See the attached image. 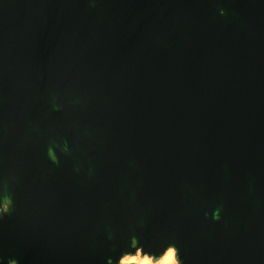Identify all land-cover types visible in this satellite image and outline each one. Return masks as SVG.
I'll use <instances>...</instances> for the list:
<instances>
[{"label": "water", "instance_id": "obj_1", "mask_svg": "<svg viewBox=\"0 0 264 264\" xmlns=\"http://www.w3.org/2000/svg\"><path fill=\"white\" fill-rule=\"evenodd\" d=\"M170 247L264 264V0H0V264Z\"/></svg>", "mask_w": 264, "mask_h": 264}, {"label": "bare ground", "instance_id": "obj_2", "mask_svg": "<svg viewBox=\"0 0 264 264\" xmlns=\"http://www.w3.org/2000/svg\"><path fill=\"white\" fill-rule=\"evenodd\" d=\"M174 258L175 251L170 247L159 257L157 264H173ZM131 261L135 264H153L151 257L147 255L133 257Z\"/></svg>", "mask_w": 264, "mask_h": 264}, {"label": "rangeland", "instance_id": "obj_3", "mask_svg": "<svg viewBox=\"0 0 264 264\" xmlns=\"http://www.w3.org/2000/svg\"><path fill=\"white\" fill-rule=\"evenodd\" d=\"M136 256H143V255H141L139 252H137V253H135L134 255H127V256H124V257L121 259L120 263H121V264H128V263H133V264H135L134 262L131 261V258L136 257ZM158 260H159V258H153V257H151V261H152L153 264H157ZM173 264H177V259H176V257L174 258V262H173Z\"/></svg>", "mask_w": 264, "mask_h": 264}]
</instances>
